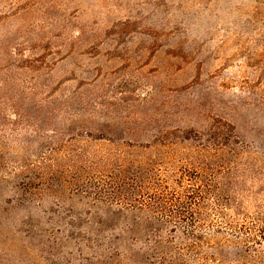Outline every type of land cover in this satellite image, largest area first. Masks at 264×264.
Masks as SVG:
<instances>
[{
  "label": "rangeland",
  "instance_id": "rangeland-1",
  "mask_svg": "<svg viewBox=\"0 0 264 264\" xmlns=\"http://www.w3.org/2000/svg\"><path fill=\"white\" fill-rule=\"evenodd\" d=\"M172 262L264 264V0H0V264Z\"/></svg>",
  "mask_w": 264,
  "mask_h": 264
},
{
  "label": "trees",
  "instance_id": "trees-1",
  "mask_svg": "<svg viewBox=\"0 0 264 264\" xmlns=\"http://www.w3.org/2000/svg\"><path fill=\"white\" fill-rule=\"evenodd\" d=\"M159 198V203L157 204V203H154V204H150V203H145L144 205H142L145 209H147V210H153V209H155V207H160V208H162L161 206H169V207H171V206H174V204L173 203H171V202H169L168 203V201H169V198H168V196H166V195H162L161 197L159 196L158 197ZM172 201V200H171ZM175 218H177V220H175V221H182L183 220V218H185L184 217V214H182V213H178L177 215H175ZM174 218V219H175ZM193 235V234H192ZM195 237V236H194ZM172 254H174V253H172V252H169V251H161V255H160V257H159V259H160V262H162V263H168V261L169 262H171L170 261V259H172L171 257H172ZM173 264H174V262H172Z\"/></svg>",
  "mask_w": 264,
  "mask_h": 264
}]
</instances>
